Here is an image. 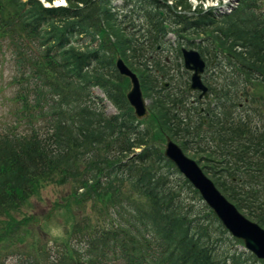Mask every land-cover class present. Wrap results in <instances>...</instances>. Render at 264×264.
<instances>
[{
  "label": "trees",
  "instance_id": "16d2710c",
  "mask_svg": "<svg viewBox=\"0 0 264 264\" xmlns=\"http://www.w3.org/2000/svg\"><path fill=\"white\" fill-rule=\"evenodd\" d=\"M66 1L46 6L41 0H0V39L7 41L16 65L17 115L29 126L26 133L10 127L0 135V222L39 183L55 179L71 183L79 204L108 196L111 215L106 224L80 232L75 244L43 241L30 227L34 216L17 219L12 228L0 229V264H9L10 257L12 264H264L164 155L166 136L185 151L190 139L197 145L213 140L214 154L224 157L211 159L207 143L203 153L194 154L196 160L227 159L219 169L201 167L240 211L264 227V130L233 114L240 104L235 98L254 103L260 97L252 99L246 80L264 89V0H242L221 16L210 10L178 12L180 4L189 9L187 0L175 6L168 0H122L118 7L112 0ZM125 23L134 28L128 35L121 28L127 30ZM135 31L147 40L138 41ZM182 44L196 47L209 65L225 72L220 86L214 76H204L214 100L199 122L214 128L212 133L189 127L188 77L180 94H170L161 84L164 60L150 61L147 47L143 53L130 51L147 45L159 53V45H169L179 56ZM117 55L138 73L152 100L146 118L135 116L126 97L129 79L118 72ZM107 99L116 112H107ZM218 171L232 172L231 184L215 178ZM238 171L248 177L240 180Z\"/></svg>",
  "mask_w": 264,
  "mask_h": 264
},
{
  "label": "rangeland",
  "instance_id": "374dc122",
  "mask_svg": "<svg viewBox=\"0 0 264 264\" xmlns=\"http://www.w3.org/2000/svg\"><path fill=\"white\" fill-rule=\"evenodd\" d=\"M59 1L63 4L67 3L66 0H56L57 3ZM121 3L122 0L111 1V5L114 7H118V5ZM126 24L127 23H125V25ZM121 28H123L122 30L124 33H127L130 30L134 29L133 27L130 28L128 24L127 30L126 28L124 30V27L122 25ZM168 36L171 37L172 40H175L174 35L169 34ZM134 38H136L140 42H145L147 40L144 35L137 31L134 32ZM7 44L8 43L6 40H3L2 38L0 39V135L2 133H5L10 127L14 128V131L17 133H26L29 128V126L25 123V120L21 119V115H17L18 107H20V104L17 102L18 99L16 98L19 86L18 84L13 83V77L16 74V65L14 62L13 52L10 46H8ZM147 45L143 48H140L139 46L138 48H134L137 49V51H130L143 53V51H145L144 49H146L147 47L150 61L154 59L164 60L163 63L161 62V65L163 66L166 74L163 76V72L160 73L163 76L161 84H163L164 81L167 82L168 87L166 88V91L177 96L176 94H180V92L183 91L185 79L188 77L190 81V74L183 72L185 68L182 65V58H179L175 51L177 43L174 44V48L167 45L165 49H158L157 51H159V53L156 52L155 48ZM183 45L188 46L187 44ZM153 73H157V71L154 70ZM205 74H208L209 76L211 75L212 77L214 76L217 79L219 86L221 85V83H224V81L220 82L218 80L223 78L225 72L219 70L217 71L216 67H212L211 64L207 65ZM170 82H172V86L169 85ZM251 82L246 80L244 83L247 86V92L251 94V96L253 97L252 99H254V97H260L258 99L256 98L257 101H255L254 103L252 101L247 103H245L244 101L241 102L240 100H237L235 98V101H238V103L240 104L239 106L233 107V114L235 117H238L241 114L244 119H249L252 124H258V132H261L264 130V120L260 121V116H263L264 119V98L262 97V95H264V89L261 87V84L255 82L257 84L252 85ZM127 88H130L129 83L127 85ZM94 92L96 95L104 96L103 91L99 88H95ZM244 92L246 91L244 90ZM146 98L148 99V103H151L152 100L147 96ZM186 99L187 100L184 105L187 109L186 113L189 127H192L194 131H196V127H199L198 132L196 131L197 134L202 129H205L203 131H205V133L207 134L212 133L210 131H214V128H209L208 126H204L199 122L200 119H206L205 116L207 114L205 110L210 107V102L212 101L210 99L198 100L197 94L192 91L186 94ZM179 102L181 103V101H178V104ZM104 103L108 113H114L117 111V108L112 101L107 99L104 100ZM256 105L258 106L257 112L255 111L254 107ZM198 110L200 111L199 113ZM38 123L39 126H41V122L39 121ZM215 123L216 122H214V124ZM197 134L195 135V137L198 138ZM258 140L260 143V138ZM261 141L264 143V137L261 138ZM207 143L210 144L206 150L208 151L211 148L210 151L211 153H213V155H211V159H215L216 157L222 159L224 157L220 153L214 154V150H212V148L215 147V142L212 140L211 144L210 138L202 144L198 143V145L197 142L190 139L188 142L189 147L185 152L189 156L197 159L198 155L197 157H195L194 154H196L197 152L203 153L201 152L202 148H205V145ZM224 146L225 149L230 148L226 143L224 144ZM211 159H205L201 161L200 165H212V168L217 167V169L222 166L228 165L226 164L227 159L222 163H217L216 160ZM262 159V157L259 158L260 161H262ZM243 171H238L237 173L235 172L236 175H240V180L242 178L248 177V175ZM250 172L253 173L252 170ZM262 173H264V169L262 170ZM256 174L260 175L259 172H256ZM209 176L214 179L211 175ZM232 176V172L230 174L228 172L218 171L216 172L215 178H219L221 180H224L228 184H231L229 179H231ZM234 178L236 180V177ZM261 178H263L262 181H264V176H261ZM261 189H263V187H261ZM74 192L75 191L71 183L61 182V180L59 179H55L53 181H43L38 184L35 193L29 199H27V201L20 208L12 211L9 216L3 217V221L0 222V229H6L5 227L12 228L10 224L15 223V220L30 215L34 216V221L31 222L30 227L37 232L38 237L43 241L47 240L50 243H55V241L67 243L68 241H71V243L75 244L80 236V232H83L87 229H95L99 227V225H103L108 222L109 216L111 215L110 212L112 210V201L110 198H108V196L100 195L96 196L94 199L79 204L78 194H75ZM184 192L188 197H192V194L188 189L185 188ZM260 196L264 198V195ZM252 199L254 200V198ZM254 206H256V208H260V205H258V203ZM261 207V209H264V205H262ZM32 238L33 232H31L29 235V239L32 240ZM234 246L243 249L242 245ZM14 262L15 260L12 257L8 258L7 260V263L9 264H12Z\"/></svg>",
  "mask_w": 264,
  "mask_h": 264
},
{
  "label": "water",
  "instance_id": "95a60500",
  "mask_svg": "<svg viewBox=\"0 0 264 264\" xmlns=\"http://www.w3.org/2000/svg\"><path fill=\"white\" fill-rule=\"evenodd\" d=\"M182 53L185 67L193 71L190 88L201 91L200 97H208V87L202 79L206 66L205 60L194 49L184 47ZM116 67L122 75L130 78L131 88L127 92V99L134 108L136 116L140 118L146 116L148 106L138 75L120 56L117 57ZM165 155L175 163L178 170L199 191L204 201L214 211L226 229L234 237L242 239L248 250L257 257L264 259V228L258 222L244 215L217 187L198 162L188 156L183 148L170 138L165 146Z\"/></svg>",
  "mask_w": 264,
  "mask_h": 264
}]
</instances>
